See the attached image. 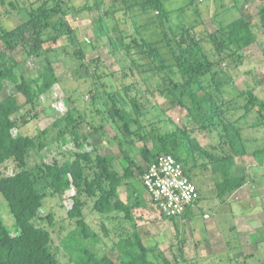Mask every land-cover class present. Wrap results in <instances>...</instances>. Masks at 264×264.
I'll use <instances>...</instances> for the list:
<instances>
[{
    "label": "rangeland",
    "instance_id": "rangeland-1",
    "mask_svg": "<svg viewBox=\"0 0 264 264\" xmlns=\"http://www.w3.org/2000/svg\"><path fill=\"white\" fill-rule=\"evenodd\" d=\"M45 1L49 9L41 14L39 6ZM146 1L0 0V24L14 38L11 57H0V61L7 66L12 60L17 62V74L35 83L50 61L57 77L47 93L35 95L13 117L14 135H34L46 143L28 156L27 168L45 193L34 223L50 231L51 249L60 264H80L86 249L120 262L117 243L126 231L121 226L105 227L106 218H116L115 214L95 211L93 199L81 194L83 209L71 217L76 189L71 185L62 193L56 191L44 166L63 162L65 151L90 152L92 157L113 155L118 171L124 173L130 167L133 173L122 186L133 211L129 232L141 226L153 260L161 264H264V153L258 151L264 149V125L258 109L245 114L244 108L251 95L264 100V20L260 16L264 0H159L162 14L155 6L144 5ZM239 18L249 19L251 30V42H243L242 48L224 33ZM60 21L73 32L55 28ZM41 22L48 25L37 27ZM34 38L41 48L30 55ZM145 41L159 51L162 69L150 64ZM4 47L1 41V50ZM181 50L209 67L201 84L187 89L185 95L174 58ZM174 85L178 90L172 91ZM193 91L199 96L211 93L213 104L202 103V113L215 107L236 121L246 137V152L235 156V177L241 171L247 174L242 192L218 195L221 176L212 169L215 157H231L234 151L221 142L217 130L200 128L204 117L188 96ZM9 94L25 100L14 82L4 80L0 96ZM113 102L125 111V121L135 135H125V121L111 116ZM68 109L80 122V146L72 139L64 143L58 138L65 129L62 117ZM181 129L210 157L190 148ZM173 139L183 144L177 154L198 187L199 199L189 215L170 220L160 215L148 197L141 170L148 165L143 147L154 153ZM119 140L132 164L121 153ZM18 170L16 162L8 159L0 164V177ZM6 204L0 192V216L14 234V217Z\"/></svg>",
    "mask_w": 264,
    "mask_h": 264
},
{
    "label": "trees",
    "instance_id": "trees-1",
    "mask_svg": "<svg viewBox=\"0 0 264 264\" xmlns=\"http://www.w3.org/2000/svg\"><path fill=\"white\" fill-rule=\"evenodd\" d=\"M47 2L45 1V4L43 3L39 6L41 14L49 9L46 5ZM150 4L155 6L160 14L163 13L159 0H147L144 3V5ZM260 16L264 20V6L261 8ZM248 20L245 18L236 19L224 32L230 37L231 43L237 44L240 48L243 47V42H251L249 39L251 30ZM47 25L48 23L42 22L36 24L39 28L46 27ZM54 27L60 28L64 33L73 32L64 21L58 22ZM29 36L31 37V33H29ZM1 41L5 47L3 48L4 50L0 48V57L5 59L11 57L14 38L11 31L3 28L0 24ZM144 44L148 47L150 64L155 68L162 69L164 65H161L159 51L153 49L147 41ZM30 48L28 54L36 55L41 48L40 41L34 38ZM174 58L175 64L184 79L180 87L182 89L181 94L185 95L187 89L201 84V78L206 74L209 67L191 60L184 50H181L180 54L175 55ZM47 63L48 65L39 77V81L35 83L17 74L14 69L15 65L18 64L17 62L12 60V65L7 66L4 60L0 61V92L4 90V80H11L16 85V92L21 93L25 99L21 101L14 94L0 96V164L8 159H13L19 169L14 174L0 177V192L14 217L16 229V233L13 234L5 226L0 216V264H60L56 253L51 249L50 231L34 223V220L39 216L45 193L38 189L37 179L27 168L30 153L35 149L42 150L46 147V143L37 141L34 135L22 133L14 135L12 132L16 126L13 118L14 115L22 110L26 104L32 102L35 95L47 93L57 83L53 64L50 61ZM32 83L35 84V88H33ZM176 90H178V87L174 85L172 91ZM188 96L197 105L198 111L204 117V122H199L200 128L217 130L221 142L227 143L231 147V150L234 151L233 155H230L231 157L218 158L216 156L217 160L212 166V169L221 176L217 183L218 195L221 197L229 196L247 182V174L245 175L243 171L237 177H235L236 173L234 174L237 166L235 156L246 152V148L243 145L244 138L246 137L241 135V130L236 125V121L232 122L225 114L216 112L217 109L215 107L212 106L206 113L201 112L202 103L213 104L211 93L199 96L193 91ZM244 108L245 114L252 109H258L263 123L262 126L264 125V100L256 96L252 97L251 95L249 103ZM110 112L114 119L118 117L119 120L125 121L126 113L116 102H113L111 105ZM63 116L62 119L66 120V126L64 130L60 131L58 138L62 139L64 143L72 139L74 142L76 141V146H80V133L78 132L80 122L76 118L77 115L74 114L73 110L68 109L67 113ZM122 131L128 136L135 135L129 128V121L124 122ZM180 133L183 139L190 141V148H195L201 154L210 157L206 149L198 146L196 140L189 139L188 131L181 129ZM87 137L84 136V139H87ZM64 143L61 142V144ZM166 143L165 148L157 150L154 153H150L146 147H143L142 154L146 163L149 164L160 153H170L184 164L186 174L192 180L184 160L177 154L183 144L178 139H173L172 141L166 140ZM119 147L124 158L130 160L132 164L129 151L125 149L124 142L121 140H119ZM258 151L264 153V149ZM63 155L65 158L63 162H53L51 165L45 164L44 166L50 182L56 188V191L62 193L69 189L71 185L76 189L74 205L69 213L71 217L80 212L84 205L80 195L86 194L93 199V209L95 211L106 216L109 214H123L124 218L130 221L132 217L131 205L123 202L118 192V187L122 184H128L133 175L130 167H126L124 173L118 171L114 166L117 158L113 155L97 154L95 157H92L90 152L84 151H75L74 153L73 151H65ZM141 173L143 174L144 170H141ZM191 208H187L180 217L189 215ZM162 217L165 216L162 215ZM176 218L166 219L175 220ZM78 222L86 229L83 221L79 220ZM132 230L130 233L129 230L125 229L127 234H123L117 243V259L120 262H116L107 255L97 256L94 252L86 249L84 259L80 264H161L149 256L152 249L144 244L141 233L135 228H132Z\"/></svg>",
    "mask_w": 264,
    "mask_h": 264
},
{
    "label": "built area",
    "instance_id": "built-area-1",
    "mask_svg": "<svg viewBox=\"0 0 264 264\" xmlns=\"http://www.w3.org/2000/svg\"><path fill=\"white\" fill-rule=\"evenodd\" d=\"M141 180L151 202L166 218L180 217L199 198L184 164L170 153L157 155L145 167Z\"/></svg>",
    "mask_w": 264,
    "mask_h": 264
},
{
    "label": "crops",
    "instance_id": "crops-1",
    "mask_svg": "<svg viewBox=\"0 0 264 264\" xmlns=\"http://www.w3.org/2000/svg\"><path fill=\"white\" fill-rule=\"evenodd\" d=\"M124 185H126V184H122V185H120V186L118 187V192H119V195H120V199H121L123 202H125V203H129V202L127 201V200H128V194H127L126 196H124L123 193H122V186H124ZM241 190H243V187L239 188L236 192L238 193V192L241 191ZM241 192H242V191H241ZM191 209H192V208H191ZM190 211H191V210H190ZM131 212H133V211H131ZM115 216H116V218H110V217H107V218H106V219H107V224H109V225H107V224L105 223V227L108 226V227H110V228L119 229V227L121 226L122 229H124V230H125V229H126V230H131L130 221L127 220L126 218H124V215H123V214H118V215H115ZM115 216H114V217H115ZM120 223H122V224L120 225ZM139 224H140V223H139ZM140 227H141V226L138 225V229H137V230L141 233V235H142V237H143V242H144V244H145L146 246H148L147 241H146V238L144 237L142 230L139 229ZM255 233L257 234V233H261V232L256 231ZM254 235H255V234H254ZM103 250L106 251L105 247H104Z\"/></svg>",
    "mask_w": 264,
    "mask_h": 264
}]
</instances>
